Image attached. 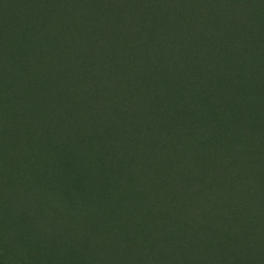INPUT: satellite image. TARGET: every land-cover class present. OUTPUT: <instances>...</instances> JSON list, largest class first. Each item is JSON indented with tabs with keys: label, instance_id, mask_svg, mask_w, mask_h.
I'll use <instances>...</instances> for the list:
<instances>
[{
	"label": "rangeland",
	"instance_id": "1",
	"mask_svg": "<svg viewBox=\"0 0 264 264\" xmlns=\"http://www.w3.org/2000/svg\"><path fill=\"white\" fill-rule=\"evenodd\" d=\"M233 3L0 0V264H264V18Z\"/></svg>",
	"mask_w": 264,
	"mask_h": 264
},
{
	"label": "trees",
	"instance_id": "2",
	"mask_svg": "<svg viewBox=\"0 0 264 264\" xmlns=\"http://www.w3.org/2000/svg\"><path fill=\"white\" fill-rule=\"evenodd\" d=\"M234 3L232 5H241L239 6L240 8H242L241 11L245 12V15L243 17V19L238 18V16H235L233 14L234 8H239V7H234L232 9V16L234 17V21H231L228 24L222 25L223 27H229L230 31H234L236 33H238L242 38H244L245 40L248 39L247 36H252L253 33L250 31V28L252 26L249 25L250 22H252L251 20H262L264 18V0H232ZM250 3H252V5H250ZM252 6V9L251 7ZM251 10V11H250ZM226 13V12H225ZM225 13H223V20L227 19L228 17H226ZM238 26V27H235ZM258 31H263L264 29V19L262 20L261 23L256 25ZM256 32V29H254ZM212 36V33H207L205 34L203 37H209ZM264 36V34H263ZM252 39V38H249ZM227 45H223L221 46V53H224V48ZM228 47V46H227ZM217 59H223L224 62H233L231 60V57H222V54L220 56V58ZM234 59V58H233ZM213 62V61H212ZM235 65H238V60L234 59Z\"/></svg>",
	"mask_w": 264,
	"mask_h": 264
}]
</instances>
